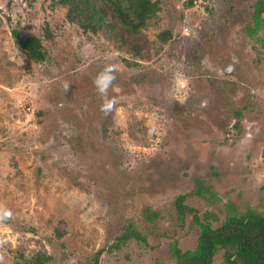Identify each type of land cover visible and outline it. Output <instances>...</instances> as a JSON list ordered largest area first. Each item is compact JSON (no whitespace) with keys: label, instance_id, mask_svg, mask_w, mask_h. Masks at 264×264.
<instances>
[{"label":"rangeland","instance_id":"374dc122","mask_svg":"<svg viewBox=\"0 0 264 264\" xmlns=\"http://www.w3.org/2000/svg\"><path fill=\"white\" fill-rule=\"evenodd\" d=\"M152 1L160 13L130 35L112 12L84 34L56 0H0V264H175L171 245L194 250L201 232L180 196L213 228L227 206L264 216L258 0ZM15 31L48 60H28ZM110 65L105 113L94 81Z\"/></svg>","mask_w":264,"mask_h":264},{"label":"trees","instance_id":"16d2710c","mask_svg":"<svg viewBox=\"0 0 264 264\" xmlns=\"http://www.w3.org/2000/svg\"><path fill=\"white\" fill-rule=\"evenodd\" d=\"M56 2L69 7L67 14L69 21L78 23L84 34H98L102 27L112 26L113 24L107 23L109 13L112 12L126 33L137 35L161 11L159 3L152 0H56ZM189 5H193L192 1ZM253 19L254 27L250 29V33L255 37L264 28V0H258L255 4ZM14 37L28 60L37 65L48 60V52L40 38L24 37L17 31L14 32ZM46 37L49 40L53 39L48 30ZM158 39L162 44H166L172 39V34L164 31ZM258 42L264 44V38L258 39ZM236 117L240 118L241 113H237ZM196 194L200 197L209 194L213 199V194L202 185L198 186ZM185 199L186 196L177 199L179 219L183 221L187 213L192 214L201 232L194 250L182 251L176 243L171 245L170 252L175 264H213L219 251L224 252V264H264L263 215L253 210L240 214L234 207L227 206L229 214L225 223L221 227L213 228L200 221L196 212L185 205ZM130 230L120 238L119 243L135 237L136 231ZM99 255L100 253L95 257V264L98 263ZM49 260L50 257L38 254L31 262L48 264Z\"/></svg>","mask_w":264,"mask_h":264},{"label":"clouds","instance_id":"9594fccd","mask_svg":"<svg viewBox=\"0 0 264 264\" xmlns=\"http://www.w3.org/2000/svg\"><path fill=\"white\" fill-rule=\"evenodd\" d=\"M233 66L230 64L227 68L223 71L231 73L233 71ZM114 67L107 66L105 67L96 77L94 83L99 92L103 103L101 104V111L107 113L113 107V99L108 97L109 88L112 86L114 80L116 79L114 75ZM11 216V212L6 209H0V220L6 219ZM2 243V242H0Z\"/></svg>","mask_w":264,"mask_h":264}]
</instances>
